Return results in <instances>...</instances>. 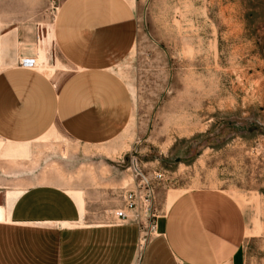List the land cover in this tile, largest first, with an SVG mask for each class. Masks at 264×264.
I'll return each instance as SVG.
<instances>
[{
	"label": "crops",
	"instance_id": "0c3cea01",
	"mask_svg": "<svg viewBox=\"0 0 264 264\" xmlns=\"http://www.w3.org/2000/svg\"><path fill=\"white\" fill-rule=\"evenodd\" d=\"M34 1L36 13L49 2ZM14 5L0 6V49L18 36ZM52 27L66 72L50 76L23 61L0 71V264H246V214L224 191L178 196L146 231L143 218L114 222L123 201L110 199L121 182L108 162L59 175L37 168L24 147L55 130L88 151L108 146L134 109L116 71L138 37L129 0H63Z\"/></svg>",
	"mask_w": 264,
	"mask_h": 264
},
{
	"label": "rangeland",
	"instance_id": "374dc122",
	"mask_svg": "<svg viewBox=\"0 0 264 264\" xmlns=\"http://www.w3.org/2000/svg\"><path fill=\"white\" fill-rule=\"evenodd\" d=\"M48 1L36 13L34 0H0L15 4L20 21L18 36L0 49V71L30 58L50 76L66 72L52 37L63 0ZM129 1L138 37L116 68L133 97L129 126L114 143L89 151L60 130L23 150L56 175L81 162H108L121 182L110 198L116 205L133 187L129 167L138 158L153 188L142 215L146 231L178 196L224 191L246 214V264H264V0ZM36 19L44 22L40 31Z\"/></svg>",
	"mask_w": 264,
	"mask_h": 264
},
{
	"label": "built area",
	"instance_id": "2783aa9c",
	"mask_svg": "<svg viewBox=\"0 0 264 264\" xmlns=\"http://www.w3.org/2000/svg\"><path fill=\"white\" fill-rule=\"evenodd\" d=\"M21 67L28 70L36 69V65L32 60L23 61ZM129 168L133 177V187L126 190L123 197V207L114 212V222L117 224L140 221L142 215L147 214L150 209L153 188L138 158L131 159ZM154 178L161 179L162 175L154 173Z\"/></svg>",
	"mask_w": 264,
	"mask_h": 264
},
{
	"label": "bare ground",
	"instance_id": "6f19581e",
	"mask_svg": "<svg viewBox=\"0 0 264 264\" xmlns=\"http://www.w3.org/2000/svg\"><path fill=\"white\" fill-rule=\"evenodd\" d=\"M35 63L36 66H39L41 64V61L40 60H36V61H33Z\"/></svg>",
	"mask_w": 264,
	"mask_h": 264
}]
</instances>
